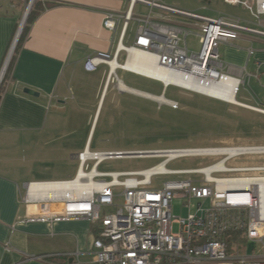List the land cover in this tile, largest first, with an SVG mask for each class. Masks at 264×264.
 I'll return each instance as SVG.
<instances>
[{
    "label": "built area",
    "instance_id": "2783aa9c",
    "mask_svg": "<svg viewBox=\"0 0 264 264\" xmlns=\"http://www.w3.org/2000/svg\"><path fill=\"white\" fill-rule=\"evenodd\" d=\"M223 1L243 6L255 18L264 15V4L260 7L259 0ZM138 3L148 6L149 12L135 13ZM167 13L177 14L183 21H171ZM131 22L135 26L133 41L125 45L122 39ZM118 25L114 53L94 52L83 63L88 72L107 65L105 87L114 84L118 91L128 92L120 87L123 82L115 72L121 69L157 81L164 90L171 85L223 102L230 92L236 98L244 83L243 76L248 74L245 68L224 61L219 45L235 40L243 32L264 35V30L247 26L235 17L223 14L208 17L159 0H128L125 11H107L103 26L114 31ZM191 35L197 40L196 49L187 41ZM10 50L0 70V81L12 55ZM120 52H124L121 62L117 60ZM132 53L151 58L170 79L164 81L128 68ZM210 90H218V95H211ZM167 104L176 106L171 99ZM263 147L93 150L86 146L75 155L78 170L72 179L24 184L20 201L32 207L22 220L44 222L47 227L57 221H88L92 225L90 252L95 264H264V204L260 190L264 162L228 165L230 160L240 156L264 155ZM220 149L225 151L220 152ZM133 157H153L159 161L141 169H100L106 161ZM182 157L215 160L196 168H168L169 162ZM220 162L222 165L217 166ZM182 174L198 179H167L158 186L153 183L158 175ZM174 198L186 199L184 217L172 216ZM192 199L197 200L193 211ZM205 202L207 206H203ZM173 223L178 224L177 232H173ZM232 233L260 245L263 252L259 255L230 252L237 246L228 241Z\"/></svg>",
    "mask_w": 264,
    "mask_h": 264
},
{
    "label": "crops",
    "instance_id": "0c3cea01",
    "mask_svg": "<svg viewBox=\"0 0 264 264\" xmlns=\"http://www.w3.org/2000/svg\"><path fill=\"white\" fill-rule=\"evenodd\" d=\"M44 1L53 4L29 25L0 92V264H95L90 252L92 225L88 221H57L51 227L44 222L23 221L32 206L20 201V193L29 182L72 179L78 170L75 155L86 146L93 149L91 142L105 104L111 114L108 124L113 126L114 114L122 110L118 104L122 97L135 95L118 91L114 84L105 87L107 65L102 64L91 72L83 68L86 57L94 52L114 53L120 26L114 31L105 28L104 14L109 10L125 11L128 0ZM24 5L25 0H0V70L26 11ZM186 11L208 17L223 14ZM247 11L249 16L235 18L264 30V15L255 18ZM166 15L171 21H183L177 14ZM130 24L133 28L128 36ZM130 24L122 39L125 45L133 41L135 26L133 22ZM218 51L227 63L245 68L248 75L243 76V90H250L257 99L255 104L264 108V35L243 32L235 40L221 43ZM123 59L124 52H120L117 60ZM115 72L127 87L141 90L124 82V76L132 73L121 69ZM24 88L38 95L27 94ZM164 91L162 88L159 94L163 95ZM76 116L85 119L88 126L80 145L69 151L70 159L76 164L74 173L66 175L68 170L59 168L64 159L51 157L49 153L44 156L45 161L41 158L44 143H50L67 130L69 123L72 127ZM54 163L57 166L52 167ZM244 240L238 236L232 243L236 245ZM245 254L253 253L247 250Z\"/></svg>",
    "mask_w": 264,
    "mask_h": 264
},
{
    "label": "rangeland",
    "instance_id": "374dc122",
    "mask_svg": "<svg viewBox=\"0 0 264 264\" xmlns=\"http://www.w3.org/2000/svg\"><path fill=\"white\" fill-rule=\"evenodd\" d=\"M29 1L30 0H25V9H27ZM36 1L38 0L32 1L31 9ZM161 1L182 9L208 15L223 13L234 17L249 16L248 11L241 5L233 6L225 3L223 0ZM40 2L46 1L40 0ZM148 12L149 7L145 5L138 3L135 6V13L147 14ZM132 28L133 24H130L128 36L131 35ZM187 41L193 45L195 49L197 48L198 44L193 36H189ZM124 82L128 85L155 94H159L162 90V86L159 82L138 75L127 74L124 76ZM249 91H246V93L243 87H241L236 95V100L241 102L244 101L248 105L264 110L263 107L255 104L257 99L254 97V94L249 93ZM257 92L259 91H256V94ZM164 96H166L167 99L174 100L176 106L167 103H158L152 99L136 94L123 96L122 102L118 103L122 105V110L114 114L116 120L113 126L108 124V119L111 114H109L105 104L91 142V147L93 149L119 148L146 150L208 146L264 145L263 112L231 104L229 102H223L215 98L186 92L171 85L165 89ZM72 122V127H70V123L68 122L67 130L60 133L57 138L50 143H44L43 158H41V160L43 159L45 161L46 157L44 156L49 153L51 157L64 159V162L61 163L60 161L59 168L68 170V174L66 175H72L74 173L76 164L70 159L69 151L80 145V141L83 140L84 133H86L88 126L85 124V119L79 116L73 118ZM214 160L213 158L182 157L172 160L167 166L170 169L196 168L201 165H207ZM44 161L43 167L46 166V162ZM158 161V158L153 157L125 158L106 161L101 164L100 169H141L154 165ZM260 162H264V155H244L230 160L228 165L257 164ZM51 166L54 167L57 166V164L54 163L53 165L51 164ZM215 176L219 175L216 174ZM175 178L198 179L196 176L187 174H182L180 176L158 175L153 178V183L155 186H158L164 180ZM185 202L186 199L183 198H174L172 200L171 212L173 217H184L186 215L187 208L184 206ZM207 205V202L203 204V206ZM196 206L197 200L192 199L190 203L191 210L193 211ZM172 229L173 232H177L178 224L173 223ZM236 245L237 249L231 248L230 252L239 251L245 253L247 250L253 254L263 252V248L260 245L248 243L245 240Z\"/></svg>",
    "mask_w": 264,
    "mask_h": 264
},
{
    "label": "bare ground",
    "instance_id": "6f19581e",
    "mask_svg": "<svg viewBox=\"0 0 264 264\" xmlns=\"http://www.w3.org/2000/svg\"><path fill=\"white\" fill-rule=\"evenodd\" d=\"M263 4H264V0H259V6L261 7ZM12 48H13V45H12ZM10 52H11V50H10ZM127 67L135 69L137 71L144 72V73L149 74V75L158 76L160 79H162L164 81H167V80L170 79V77H168L166 75V73L160 71L156 67V65L154 64V62H153V60L151 58H149V59L145 58V57H143V55H140L138 53H132V54L129 55V60H128V63H127ZM226 86H223V88H225ZM120 87L122 89H125L126 91H128L130 93H133V94H136V95H139V96H142V97H146L148 99H152V100H154V101H156L158 103H169V99H167L164 96V94L163 95H154V94L147 93V92H144V91H141V90L130 89L129 87H127L123 83L120 85ZM217 92H218V90H210L209 91V93L211 95H218ZM226 97L227 98H225V99H226L227 103L229 102L231 104H236V105H240V106H243V107L256 109L257 111H260V112L264 113L263 109L256 108L254 106L248 105V104H246L244 102H241V101H237L236 98L233 96V94H231V92ZM262 149L264 150V147ZM223 151H225V150L220 149V152H223ZM230 151H233V150H230ZM221 165H222L221 162L217 163V166H221ZM260 190H261L262 203L264 204V181L261 182Z\"/></svg>",
    "mask_w": 264,
    "mask_h": 264
},
{
    "label": "trees",
    "instance_id": "16d2710c",
    "mask_svg": "<svg viewBox=\"0 0 264 264\" xmlns=\"http://www.w3.org/2000/svg\"><path fill=\"white\" fill-rule=\"evenodd\" d=\"M51 4H53L52 2H40V0L36 1V3L33 5L31 11L29 12L28 16H27V19H26V23L18 37V41H17V44L16 46L14 47L13 49V52H12V55L9 59V62L7 64V67H6V70H5V73H4V76L0 82V92H1V89H2V86H3V83L5 81V77L6 75L8 74V72L10 71L11 69V66H12V62H13V59H14V54H15V51L17 49V46L19 44V42H21V40L24 38L27 30H28V27L29 25L32 23V21L37 17V15L43 11L46 7H49L51 6ZM149 93V92H147ZM152 94V93H151ZM154 95H157V94H154ZM160 95V94H159ZM166 97V96H165ZM238 236H240L239 233H232L230 234V240H228L230 242V244H232V240L234 241L235 237L238 238Z\"/></svg>",
    "mask_w": 264,
    "mask_h": 264
},
{
    "label": "water",
    "instance_id": "95a60500",
    "mask_svg": "<svg viewBox=\"0 0 264 264\" xmlns=\"http://www.w3.org/2000/svg\"><path fill=\"white\" fill-rule=\"evenodd\" d=\"M32 1H33V0H30V1H29L28 7H27V9H26V11H25V13H24V15H23V18H22L21 22H20V25H19L18 31H17V33H16V35H15V37H14V40H13V44H12V45H13V48H14V46H15L17 40H18V37H19V35H20V33H21V30H22L23 25H24V23L26 22L27 16H28V14H29V12H30V9H31V6H32ZM13 48L11 49V53H12V51H13ZM7 63H8V61H7ZM6 66H7V64H6ZM23 91H24L25 93L30 94V95H33V96H37V95H38V93H37L36 91H34V90L30 89V88H24Z\"/></svg>",
    "mask_w": 264,
    "mask_h": 264
}]
</instances>
